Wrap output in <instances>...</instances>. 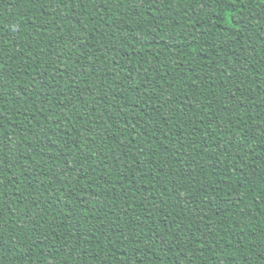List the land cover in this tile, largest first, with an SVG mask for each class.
I'll use <instances>...</instances> for the list:
<instances>
[{
  "label": "trees",
  "instance_id": "1",
  "mask_svg": "<svg viewBox=\"0 0 264 264\" xmlns=\"http://www.w3.org/2000/svg\"><path fill=\"white\" fill-rule=\"evenodd\" d=\"M0 264H264V0H0Z\"/></svg>",
  "mask_w": 264,
  "mask_h": 264
}]
</instances>
